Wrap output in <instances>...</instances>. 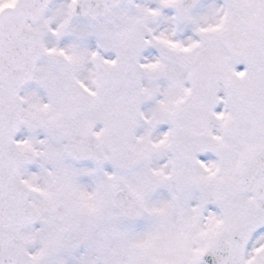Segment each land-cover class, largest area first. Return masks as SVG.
Listing matches in <instances>:
<instances>
[{
    "label": "snow or ice",
    "instance_id": "snow-or-ice-1",
    "mask_svg": "<svg viewBox=\"0 0 264 264\" xmlns=\"http://www.w3.org/2000/svg\"><path fill=\"white\" fill-rule=\"evenodd\" d=\"M0 264H264V0H0Z\"/></svg>",
    "mask_w": 264,
    "mask_h": 264
}]
</instances>
